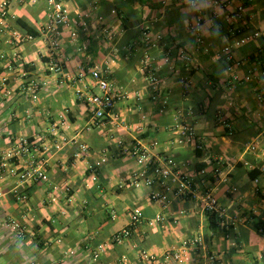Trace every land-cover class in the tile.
<instances>
[{"label":"crops","instance_id":"0c3cea01","mask_svg":"<svg viewBox=\"0 0 264 264\" xmlns=\"http://www.w3.org/2000/svg\"><path fill=\"white\" fill-rule=\"evenodd\" d=\"M63 1L71 25L53 48L44 33V0H0L9 12L0 31V159L29 138L35 146L24 158L45 176L23 180L0 165V264H149L144 252L165 264L174 251L183 253V264H264V105L257 96L264 88V0H228L245 4L247 33H261L234 47L230 59L216 55L232 41L220 25L226 8L212 2L197 10L189 0ZM199 17L207 52L189 28ZM17 18L38 36L28 38ZM145 29L161 36L156 45L145 43ZM54 60L63 63L59 73L49 69ZM95 65L108 68L118 96L113 115L98 124L79 96L99 93L91 78L79 77ZM32 80L39 82L34 94ZM182 125L194 128L193 142L176 141ZM81 143L88 151L78 156ZM135 144L172 157L173 174L136 186ZM217 159L223 173L213 182L207 174ZM186 180L190 188L170 191L165 208L151 200L152 192ZM208 186L221 213L203 208ZM135 208L140 221L128 239L114 243ZM100 244L106 250L94 259Z\"/></svg>","mask_w":264,"mask_h":264},{"label":"built area","instance_id":"2783aa9c","mask_svg":"<svg viewBox=\"0 0 264 264\" xmlns=\"http://www.w3.org/2000/svg\"><path fill=\"white\" fill-rule=\"evenodd\" d=\"M24 2L25 0H20ZM39 0H29L30 3H37ZM48 9V20L45 25L44 33L50 39V44L53 48L60 46V41L63 35V29L71 25L70 11L63 0H44ZM212 2L215 7L226 8V13L224 15V22H220L221 27H225L228 36L230 37L232 44L223 47L216 51V55L226 56L231 58L234 47L242 46L251 40H254L261 36L258 31L247 33L249 29L250 22L247 17L246 7L243 2L231 3L228 0H189V5L197 10L204 3ZM214 17L220 18L221 14L219 11L213 13ZM9 17V12L6 6L0 7V31H4L7 26V19ZM203 25L202 18L199 17L195 22L189 24V28L196 34L198 38V43L202 44L204 51H208L209 48L205 46L204 38L201 34V28ZM79 31L77 29L71 30V38L74 40L79 39ZM144 41L148 45H156L158 39L161 36H155L149 30L145 29L142 32ZM28 38L32 39L31 35H27ZM180 56L185 60L186 64H190L192 57L186 51H181ZM143 60L148 62L149 55L145 53ZM49 69L55 73H59L63 70V63L58 60H54L49 64ZM108 68H104L100 65H95L92 67L84 68L80 74V79L88 76L93 81L94 85L98 88L99 93L95 91H89L86 93L79 92V96L83 97L86 101L89 112L93 115L96 124L103 122L107 117L113 115V110L117 101V94L113 91V85L108 78ZM262 75L264 76V63L262 66ZM150 80L153 83L158 82V78L152 75ZM39 88V82L34 80L30 83V90L34 94ZM257 96L259 100L264 105V88L258 91ZM181 136L176 139L180 144L193 142L196 138V132L193 127L189 125H182L180 127ZM35 146V142L29 138L22 137L17 142V148L13 151L5 153L0 159V165L6 171L11 174L18 175L20 179L30 180L44 178L42 171L35 167L36 162L30 158H24L25 154H29L31 149ZM80 151L78 156H81L88 151V146L85 143L80 144ZM196 148H201L200 144L197 143ZM250 149L256 150L257 146L255 144L250 146ZM131 154L136 158L139 164V170L135 175V185L139 186L141 183L146 185H153L157 181L164 180L173 174V168L175 166L174 159L169 156H157L151 152L147 147L141 144H135L130 148ZM15 158H20V163L23 166H19L20 163L15 162ZM216 167L211 174L208 175V179L213 182H218L222 178V170L224 161L217 159L215 161ZM19 164V165H18ZM93 170V179L96 180V172ZM202 174H206V169L200 171ZM258 182V179H255ZM191 184L189 180L184 181L178 187L172 189L170 186H165L163 191H154L151 194V200L158 202L163 208L166 207L168 203V193L173 191L176 195H183L190 188ZM214 188L208 186L203 191V208L208 213H221V207L217 198L214 195ZM261 194L264 195V191L260 190ZM141 209L135 208L131 212V220L128 227L115 232L112 236V241L116 244L122 243L125 239H128L134 226L140 221ZM156 219L162 221L164 218L162 215H157ZM15 227L20 229L22 226L17 223ZM106 250L104 244L98 245L93 251V258L99 259ZM143 258L146 259L149 264H164L160 259L156 258L154 255L143 253ZM165 264H183L185 262V256L181 251H174L169 254L168 261Z\"/></svg>","mask_w":264,"mask_h":264},{"label":"trees","instance_id":"16d2710c","mask_svg":"<svg viewBox=\"0 0 264 264\" xmlns=\"http://www.w3.org/2000/svg\"><path fill=\"white\" fill-rule=\"evenodd\" d=\"M17 22H19L27 31L28 35H31L32 37L38 36V32L34 31L27 23L20 21V19L17 18ZM258 173L252 174V176H257Z\"/></svg>","mask_w":264,"mask_h":264}]
</instances>
